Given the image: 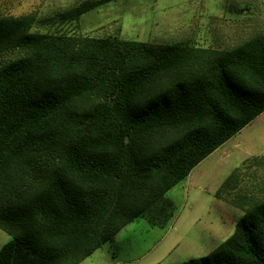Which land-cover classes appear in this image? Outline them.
Instances as JSON below:
<instances>
[{"label":"trees","instance_id":"obj_1","mask_svg":"<svg viewBox=\"0 0 264 264\" xmlns=\"http://www.w3.org/2000/svg\"><path fill=\"white\" fill-rule=\"evenodd\" d=\"M112 0H83L63 21ZM0 15V264H80L139 217L165 227L168 192L264 113V30L232 47L34 31ZM244 160L216 196L243 210L209 254L264 264V182ZM254 173V172H253ZM245 189V190H244Z\"/></svg>","mask_w":264,"mask_h":264},{"label":"rangeland","instance_id":"obj_2","mask_svg":"<svg viewBox=\"0 0 264 264\" xmlns=\"http://www.w3.org/2000/svg\"><path fill=\"white\" fill-rule=\"evenodd\" d=\"M82 1L0 0V15L36 12L34 31L219 48L235 46L264 30V0H112L78 20L63 21V12ZM263 154L264 113L168 193L176 213L165 227L139 217L80 264H179L209 254L235 231L244 213L216 192L244 160ZM246 173L243 187L264 182V169L252 167Z\"/></svg>","mask_w":264,"mask_h":264},{"label":"crops","instance_id":"obj_3","mask_svg":"<svg viewBox=\"0 0 264 264\" xmlns=\"http://www.w3.org/2000/svg\"><path fill=\"white\" fill-rule=\"evenodd\" d=\"M190 174H191V173H190ZM188 177H190V175H189ZM188 177H187V178H188ZM187 178H186V179H187ZM186 179H185V180H186ZM185 180H183V181H185ZM183 181H182V182H183ZM182 182H181V183H182ZM179 184H180V183H179ZM175 187H176V186H175ZM175 187H174V189H175ZM172 190H173V189H172ZM169 192H170V191H169ZM169 192H168V193H169ZM174 193H175V190H174ZM176 193H177V191H176ZM168 195H169V194H168ZM172 196H173V197H176L177 195L174 194V195H172ZM169 197H171V196H169ZM1 231H3V230H1ZM1 231H0V244H2V243L4 244V243H6L7 241H9L10 239H9V237H8L6 234H4V232H1ZM5 233H6V232H5ZM3 244H2V245H3ZM0 248H1V247H0Z\"/></svg>","mask_w":264,"mask_h":264}]
</instances>
